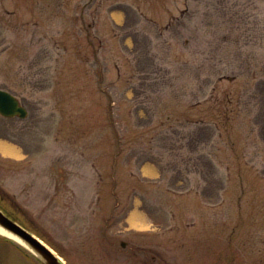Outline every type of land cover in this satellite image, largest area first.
Segmentation results:
<instances>
[{"label":"rangeland","instance_id":"rangeland-1","mask_svg":"<svg viewBox=\"0 0 264 264\" xmlns=\"http://www.w3.org/2000/svg\"><path fill=\"white\" fill-rule=\"evenodd\" d=\"M0 89V209L62 264H264V0H0Z\"/></svg>","mask_w":264,"mask_h":264},{"label":"water","instance_id":"water-1","mask_svg":"<svg viewBox=\"0 0 264 264\" xmlns=\"http://www.w3.org/2000/svg\"><path fill=\"white\" fill-rule=\"evenodd\" d=\"M0 115L5 117L17 115L19 118H24L27 115V111L19 104L13 94L0 89ZM0 228L25 243L27 247L24 246V248L38 258L42 264H62L59 257L50 248L27 229L8 218L2 211H0Z\"/></svg>","mask_w":264,"mask_h":264},{"label":"bare ground","instance_id":"bare-ground-1","mask_svg":"<svg viewBox=\"0 0 264 264\" xmlns=\"http://www.w3.org/2000/svg\"><path fill=\"white\" fill-rule=\"evenodd\" d=\"M0 151L5 155H12V156L15 155L16 156L18 154L17 149L14 146L6 144V143H2V142H0ZM131 221L132 223L136 221V217L134 215L131 218ZM0 235L6 236L10 238L11 240L17 242L18 244L27 247L25 243H23L22 241H20L18 238L8 233L7 231L3 230L2 228H0Z\"/></svg>","mask_w":264,"mask_h":264},{"label":"trees","instance_id":"trees-1","mask_svg":"<svg viewBox=\"0 0 264 264\" xmlns=\"http://www.w3.org/2000/svg\"><path fill=\"white\" fill-rule=\"evenodd\" d=\"M188 124H192V125H196V128H201L202 126H204L203 124V120L202 119H190V120H188V122H187ZM159 126H163V122H161L160 124H159ZM171 126V124H168V127H170ZM171 132H174V130H172ZM179 131H177L176 133H178ZM170 135H172L171 133H169L168 134V136H170ZM184 137H188V136H184ZM184 137H182V138H184ZM6 240V239H5Z\"/></svg>","mask_w":264,"mask_h":264},{"label":"flooded vegetation","instance_id":"flooded-vegetation-1","mask_svg":"<svg viewBox=\"0 0 264 264\" xmlns=\"http://www.w3.org/2000/svg\"><path fill=\"white\" fill-rule=\"evenodd\" d=\"M26 255V254H25ZM27 256V255H26ZM28 259H30V262L31 263H36V264H41V263H39L35 258H33V257H30V256H28L27 257Z\"/></svg>","mask_w":264,"mask_h":264}]
</instances>
